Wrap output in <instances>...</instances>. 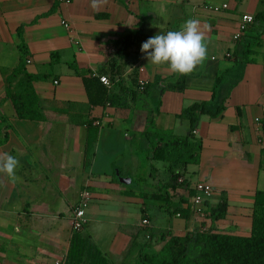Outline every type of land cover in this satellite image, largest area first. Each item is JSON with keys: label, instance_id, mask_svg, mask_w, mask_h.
I'll return each mask as SVG.
<instances>
[{"label": "crops", "instance_id": "obj_1", "mask_svg": "<svg viewBox=\"0 0 264 264\" xmlns=\"http://www.w3.org/2000/svg\"><path fill=\"white\" fill-rule=\"evenodd\" d=\"M54 2L0 0V115L6 121L0 130V151L11 154L37 173L47 169L68 171L95 190L106 191V187L112 186L121 190L124 187L126 193L121 201L137 205L141 214L152 217L148 230L155 232L156 213L139 198L141 194L150 193L131 191L133 197L130 198L127 186L137 177L135 172L140 170L143 157L151 158L152 148L166 149L186 134L187 123L181 122L177 115L191 104L210 98L215 77L232 66V35L239 17L243 14L253 16L264 10V0H99L98 10L91 8V0H70L59 4L47 15ZM223 4L227 5V10H209ZM189 18H198L202 25L209 26L205 41L207 58L191 73L192 76L185 79L182 92H165L147 99L139 96L138 100L131 102L112 84L106 88L100 83L107 92L112 91L120 98L121 104L115 100L117 105L111 106L108 102L95 107L89 105L83 78L100 71L107 72V62L115 50L113 43L134 35L140 19L143 34L150 38L158 33L179 30ZM20 26L23 27L21 41L16 35ZM20 44L25 52L24 73L11 81L10 98L3 101L6 79L17 67L22 54ZM129 60L132 61V57ZM251 60L252 63L244 68L242 81L225 103L221 116L215 120L200 117L194 132L195 139L201 143L198 163L187 164L179 175L193 186L198 182L211 186L208 208L225 199V217L215 222L220 227L227 219H241L247 215L250 228L254 193L264 191V168L261 167L264 138L260 124L264 116V36L253 49ZM167 67L148 64L142 57L132 65L135 74L132 80H124L131 73L129 67L118 79L125 87L135 89L142 81L148 84L154 83L155 77H171L173 73ZM24 80L28 81L26 86L22 83ZM20 87L32 89L33 106L19 104L18 96L26 95L19 91ZM18 112L21 118L17 116ZM146 132L151 135L150 141L144 136ZM150 166L154 170L145 175L152 176L151 184H166L161 181L156 165ZM115 177L120 178V182ZM193 178L195 183L190 182ZM31 181L23 186L40 180ZM57 185L66 187V181L62 179ZM14 190V184L0 174V219L13 216ZM29 190V195L16 198L23 202V208L25 202L32 201L31 188ZM92 195L93 200L97 198V201L104 202L106 199L93 191ZM181 196L187 198L188 195L177 189L175 197ZM176 205L174 201L172 207ZM38 208L42 209L29 205L30 217L41 214ZM192 217L182 220L167 215L163 218V228L175 234L180 228L185 229ZM26 222L30 223L29 219ZM28 226L32 227L33 222ZM120 226L122 230L116 234L136 232L132 224L121 222ZM9 230L8 226L0 227L5 235L0 242V251L6 250L7 257L10 250L18 255L22 252V244L10 238L13 230ZM31 232L43 239L50 231L39 227ZM99 250L106 258L103 248ZM66 251L67 248L64 253ZM41 259L44 263L50 261L48 257ZM3 264L11 263L4 260Z\"/></svg>", "mask_w": 264, "mask_h": 264}, {"label": "rangeland", "instance_id": "obj_2", "mask_svg": "<svg viewBox=\"0 0 264 264\" xmlns=\"http://www.w3.org/2000/svg\"><path fill=\"white\" fill-rule=\"evenodd\" d=\"M135 50V49H134ZM134 50L130 54L132 61H127V66L125 65L122 69V74L131 68V73L127 74L124 77V80H132L134 77V68L132 65L135 64L133 60ZM136 51V50H135ZM134 61V62H133ZM26 79V78H25ZM24 86L28 81L24 80L22 82ZM145 85V81H142L139 86ZM19 91H23L26 95L18 96L20 103H25L29 107L35 104L32 100V89H26L23 87L19 88ZM111 95V94H109ZM110 98V97H109ZM115 100H118L117 97H114L109 104L117 105ZM18 104V102H17ZM32 111L31 108H29ZM24 115V114H23ZM25 116V115H24ZM144 146V145H143ZM144 149V148H142ZM146 155V152H145ZM19 161V166L16 169V175L19 177V180L14 184V196L15 200L12 202L11 209L13 210V216L5 218L4 216L0 219V227L8 226L12 231L10 233V238L14 241H17L22 244L20 254H14L11 250L8 252V257L6 256V250L0 251V264H3L4 260L10 262L11 264H61L66 253L65 249L68 248V239L69 236L73 233L70 227V220L72 217V212L75 208V205L78 201L79 193L83 189H92L95 194L100 196H105L106 199L104 202L97 201L96 199L92 200L85 211V224L80 234L88 236L90 241L96 245L97 248H103L106 253V258L108 264H137L138 253L140 250L146 253H154L158 251L162 246V243L159 242V237L161 234L165 233L168 229L163 228V218L167 216L165 211V204L162 201H154L151 199H144L148 207L154 211L156 214L157 226L155 232L153 230H148L151 227L149 222L152 217L147 216L146 214H141L138 206L129 203L125 204L123 201V196L126 191H123L124 187L118 188L116 186L106 187V191L100 190L97 191L93 188H90L87 184L79 181L78 176L71 174L68 171H49V169L37 173L28 168L21 160ZM150 164L156 165L158 169V175L161 181L166 184L169 183V178L165 171V165L163 162H151L150 159L143 157V162L140 165V170L136 171L137 177L131 180V183L127 186V196H131V191H146L147 193H153L156 189V184H151V175L149 177L147 174L151 172ZM57 168V165L54 166ZM53 173V174H52ZM39 174V178L37 176ZM53 175V177H51ZM145 175V178H141ZM120 182V178L115 177ZM38 181V183L26 184L23 186V183L29 182L31 180ZM66 181V187H60L57 183L60 180ZM150 180L149 183H146V180ZM178 179H181L180 177ZM177 179V180H178ZM29 180V181H28ZM48 181V182H47ZM44 182V183H43ZM190 182L195 183L196 179L193 178ZM177 184H181L178 183ZM193 188V185L189 183ZM31 188V193L33 196L32 201L25 202V207L23 208V202L17 201L16 198H22V195H29ZM190 187L179 186L178 190L183 191L188 195L190 193ZM139 192V191H138ZM176 192L172 193L175 195ZM92 194V192H91ZM35 195L39 196L37 198ZM36 198L39 200L37 201ZM99 198V197H98ZM178 197H175V202ZM101 200V199H100ZM122 200V201H121ZM189 202V199H188ZM30 204H34L37 207L42 209L37 210L41 214L30 217L28 214L27 208ZM102 206H99V205ZM146 204V205H147ZM99 206L97 208H93ZM206 209L202 213H193L191 221L188 223L185 229L180 228L175 231V234L172 236L179 238L189 243L194 241L195 237L203 235L205 233H214L223 235L222 241L228 243L223 249L214 248L211 249L207 258L200 260V264H241L242 259L245 256L244 248L242 244L238 241H233L232 239H243L249 236L250 228L247 225V215L241 219H230L224 221L222 226H217L216 221H210V206L208 208L207 204L205 205ZM162 208L161 210H159ZM24 215H20V214ZM166 215V216H165ZM30 217V218H29ZM176 218V217H174ZM250 218V217H249ZM29 219V222H33V226L29 227L30 223L26 222ZM146 219L149 222V225L142 226V220ZM25 222L27 224H25ZM126 222L135 226L136 232L133 233H124L120 232L122 230L120 223ZM11 223V224H9ZM11 226V227H10ZM36 226V228H33ZM62 226V228H61ZM39 227L48 228L47 238H41L35 236L30 230H37ZM130 227V226H129ZM131 228V227H130ZM130 228H127L128 230ZM20 229H23L21 231ZM9 230V231H11ZM125 230V229H123ZM28 234H27V233ZM116 234V235H113ZM3 231H0V242H2ZM7 237V236H6ZM38 253V254H37ZM18 255V257H17ZM48 257L50 261L44 263V260L41 259ZM54 260V261H53Z\"/></svg>", "mask_w": 264, "mask_h": 264}, {"label": "trees", "instance_id": "obj_3", "mask_svg": "<svg viewBox=\"0 0 264 264\" xmlns=\"http://www.w3.org/2000/svg\"><path fill=\"white\" fill-rule=\"evenodd\" d=\"M60 1L55 0L52 9L47 13H52L58 6ZM142 19L138 21V30L134 35H127L118 39L113 43L115 50L112 57L107 62V72L100 71L95 75H87L83 78V86L90 106H101L108 101L114 99L112 91L107 90L100 84L99 77L108 76L110 83L119 91L121 95L128 98L131 102L144 96L146 99L157 96L159 97L165 92H182L185 88V79L189 75L173 74L171 77L160 78L155 77L154 83H148L143 86H136L135 89L127 88L119 81L123 67L131 58V51L134 50L133 59L139 60L145 54L141 52V45L148 38L143 34ZM23 27H18L16 35L21 41ZM264 36V10L253 15V23L242 33L241 37L234 41L231 53L232 66L225 69L215 77L213 87L211 89L210 98L207 101L195 102L190 106L182 109L177 118L181 122L187 123L186 134L175 140L170 147L163 149L160 147L152 148L151 160L162 161L166 164V173L169 175V183L157 184L155 191L150 194H141V199H151L154 201H162L165 204L167 215L173 218L178 215L179 219L188 220L194 211L188 202V199L194 195V191L190 189L187 198L178 197L176 207L172 193L176 192L178 187H189V182L183 181L177 184L180 172L187 164L198 163V153L201 143L194 137L200 117L207 116L211 120L219 118L225 109V103L230 98L232 90L242 81L244 68L252 63L251 56L253 49L262 41ZM22 52L19 63L12 74L6 79L5 94L1 100L10 98L11 81L19 74L24 73V55L22 45H19ZM27 78L33 79L28 76ZM111 94V95H109ZM110 97V98H109ZM120 101V98H117ZM110 103V102H108ZM17 108V106H15ZM18 109V108H17ZM17 116L21 118L20 113ZM6 121L0 115V130ZM261 131L264 138V116L260 121ZM158 134L157 132L154 133ZM147 141H150V133H144ZM261 167L264 168V150L261 152ZM151 170H154L150 166ZM92 192L91 189H87ZM133 196V195H131ZM208 201L204 203V206ZM186 204V205H184ZM184 205V206H182ZM203 206L202 212L205 210ZM226 214V202L222 199L215 207L210 208V221L221 220ZM251 222L249 236L243 239H232L242 244L245 256L241 264H264V191H256L253 196V204L251 209ZM223 235L214 233H205L194 238V241L181 240L172 236L171 231L167 230L159 237L162 243L160 249L155 253H146L142 250L138 253L137 264H200V260L207 258L211 249H223L228 243L222 241ZM63 264H108L103 253L90 241L88 236H84L79 232H73L70 236L68 248L63 259Z\"/></svg>", "mask_w": 264, "mask_h": 264}, {"label": "clouds", "instance_id": "obj_4", "mask_svg": "<svg viewBox=\"0 0 264 264\" xmlns=\"http://www.w3.org/2000/svg\"><path fill=\"white\" fill-rule=\"evenodd\" d=\"M93 10H98L99 0H91ZM209 31L208 25H202L198 18H189L176 31L158 33L148 38L141 45V52L148 64L156 67L167 65L173 74L189 75L207 58L205 43ZM19 161L7 152L0 151V174L15 184L19 177L16 169Z\"/></svg>", "mask_w": 264, "mask_h": 264}, {"label": "built area", "instance_id": "obj_5", "mask_svg": "<svg viewBox=\"0 0 264 264\" xmlns=\"http://www.w3.org/2000/svg\"><path fill=\"white\" fill-rule=\"evenodd\" d=\"M60 3H68L70 0H59ZM228 7L226 4H223L218 7H210L209 10L213 12H221L224 10H227ZM253 23V16L250 14H243L239 17L238 25L236 28L235 33L232 35V40L237 41L242 33ZM62 25L67 28L68 26L65 23H62ZM99 82L106 88H110L111 83L109 79L106 76H100ZM57 82H54V85H56ZM178 183H182L184 180L178 179ZM194 191V195H192L189 198V203L195 213H202V208L204 206V203L211 197L212 195V188L209 184L206 182H198L194 184L193 188H191ZM92 200V194L86 189H83L79 193L78 201L75 205V208L72 212V217L70 220V227L73 232H79L82 230L84 224H85V211L87 210L90 202ZM175 217H178L175 216ZM149 225L148 220L143 219L142 220V226ZM63 264V262H61Z\"/></svg>", "mask_w": 264, "mask_h": 264}]
</instances>
